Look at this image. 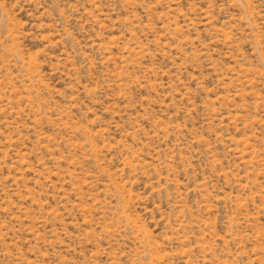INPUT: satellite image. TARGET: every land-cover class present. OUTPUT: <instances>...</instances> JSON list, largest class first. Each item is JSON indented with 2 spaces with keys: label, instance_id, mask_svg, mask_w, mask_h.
I'll use <instances>...</instances> for the list:
<instances>
[{
  "label": "rangeland",
  "instance_id": "374dc122",
  "mask_svg": "<svg viewBox=\"0 0 264 264\" xmlns=\"http://www.w3.org/2000/svg\"><path fill=\"white\" fill-rule=\"evenodd\" d=\"M0 264H264V0H0Z\"/></svg>",
  "mask_w": 264,
  "mask_h": 264
}]
</instances>
